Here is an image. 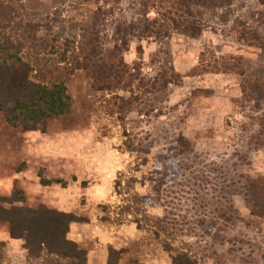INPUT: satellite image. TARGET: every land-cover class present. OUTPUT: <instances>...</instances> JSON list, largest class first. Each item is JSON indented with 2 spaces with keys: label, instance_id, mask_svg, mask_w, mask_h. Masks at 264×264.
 I'll list each match as a JSON object with an SVG mask.
<instances>
[{
  "label": "rangeland",
  "instance_id": "obj_1",
  "mask_svg": "<svg viewBox=\"0 0 264 264\" xmlns=\"http://www.w3.org/2000/svg\"><path fill=\"white\" fill-rule=\"evenodd\" d=\"M20 4L44 35L79 44L90 37L96 9L86 0ZM118 4L97 19L100 62L125 61L137 79L133 89L99 91L78 72L67 82L72 112L37 131L13 127L0 111V199L8 208L44 206L81 219L68 239L87 251L89 264H107L110 248L122 251L120 264H172L165 242L200 264H264V217L247 200L249 179L264 186V105L242 101L243 77L226 72L242 58L264 80V52L238 32L258 25L264 32V7L239 0L206 13L208 27L197 38L175 34L125 45L115 28L138 19L140 7L137 0ZM41 175L67 185L44 186ZM134 194L168 235L159 239L153 222L139 228L137 219L145 217L122 214ZM0 249L2 264H44L29 260L7 222H0Z\"/></svg>",
  "mask_w": 264,
  "mask_h": 264
},
{
  "label": "trees",
  "instance_id": "obj_2",
  "mask_svg": "<svg viewBox=\"0 0 264 264\" xmlns=\"http://www.w3.org/2000/svg\"><path fill=\"white\" fill-rule=\"evenodd\" d=\"M20 1L0 0V111L8 114L10 125H22L29 131L43 130L50 119L70 114L73 103L68 94L67 82L69 77L78 72H84L91 78L99 91L111 93L133 89L137 79L125 61H116L114 67L100 62L104 43L96 27L97 19L100 22L106 13H115L120 0H86L96 10L90 37L83 44L50 34L44 35L42 26L31 18ZM238 1L137 0L140 7L138 19L120 21L115 28V35L118 43L123 41L125 45L132 39L162 41L175 34L197 38L208 27L206 13L227 10ZM256 1L264 7V0ZM259 16L258 22L263 26L264 12ZM261 28L259 25L245 26L238 28V32L243 42L264 52V32ZM245 62L242 58L238 59L237 64L230 65L226 72H239L243 77L242 101L263 106L264 80L254 77L249 69L247 71ZM181 145L184 150L182 155H186L188 143L183 139ZM41 177L44 186L67 185L47 180L43 175ZM247 182L248 206L253 214L264 217V186L258 180L249 179ZM129 189L134 187L129 185ZM133 197L132 205L126 204L122 214L145 217L146 220L137 219L139 228H143V220L153 222L157 238L168 235V229H165L162 221L146 217L137 195ZM3 202L0 199V222L9 223L12 238L25 242L30 261L89 264L87 251L68 239L71 225L81 222V219L74 214L44 206L28 210L8 208ZM164 249L171 254L172 264H200L189 251L175 247L170 242H165ZM121 255L122 251L110 248L107 264H120ZM2 262L0 249V264Z\"/></svg>",
  "mask_w": 264,
  "mask_h": 264
}]
</instances>
